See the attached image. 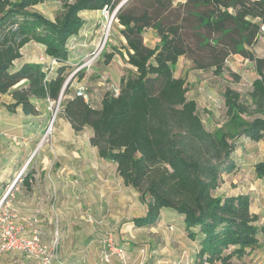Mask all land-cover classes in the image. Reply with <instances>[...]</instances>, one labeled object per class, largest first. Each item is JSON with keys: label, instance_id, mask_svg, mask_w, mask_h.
<instances>
[{"label": "trees", "instance_id": "obj_1", "mask_svg": "<svg viewBox=\"0 0 264 264\" xmlns=\"http://www.w3.org/2000/svg\"><path fill=\"white\" fill-rule=\"evenodd\" d=\"M45 1L0 0V106L37 116L36 101H60L75 131L93 129L91 144L117 164L124 184L147 204L146 215L134 220L137 226L155 225L164 208L184 216L188 237L199 241L194 264H232L234 257L260 248L264 221L252 211L250 194L217 192L224 174L237 169L238 140L264 138V56L252 49L264 25V0H186L177 6L174 0H127L116 14L126 41L105 51L104 62L120 55L129 66L118 93L106 91L99 106L72 94L70 86L61 95L69 41L86 23L82 11L107 8L112 13L123 0H59L54 18L34 8ZM148 28L158 35L155 46L145 43ZM31 42L57 60L51 74L43 62L16 65ZM233 54L254 62L256 76L246 96L226 87L225 120L211 130L198 102L188 96L186 77L175 76V66L187 55L197 68L222 74ZM84 71L75 76L82 79ZM4 95L11 100H2ZM254 168L264 179V158Z\"/></svg>", "mask_w": 264, "mask_h": 264}, {"label": "crops", "instance_id": "obj_2", "mask_svg": "<svg viewBox=\"0 0 264 264\" xmlns=\"http://www.w3.org/2000/svg\"><path fill=\"white\" fill-rule=\"evenodd\" d=\"M185 1L181 0L182 3ZM97 11L100 12L101 10ZM146 30L155 32L152 28ZM146 30L144 36H146ZM262 37H264V30L261 31L258 40ZM144 38L146 39L145 43L151 46L147 43V38ZM121 39L126 41L124 36H121ZM27 45L23 47V50ZM23 50L22 53L24 54ZM45 57L48 58L49 56L45 54ZM116 58L117 56L112 61ZM28 61L40 62L37 59L22 56L16 61V65L20 66ZM110 63L105 64L109 65ZM4 97L9 98L5 101L11 100L9 95H4L2 100ZM42 101H36V103L40 106ZM39 108L41 114L37 116L26 115L21 109H18L17 112H10L4 107L0 108L1 113L6 114L5 116L9 119L4 124L2 131L11 132L13 135L20 133L22 136L24 132L23 134L18 132L21 129V131L30 132L36 123L34 118L43 116L42 107ZM63 119L64 128L59 130L60 132L69 133L72 130L80 135L78 139H72L73 149L71 151L57 147L54 152L59 162L57 167L53 166L51 160L52 153L50 152H53V149L52 151H44L42 156L38 155V157L36 154H31L29 149L20 150L12 163L6 165L5 174L0 180L3 186L16 184V190L13 193L15 197L11 204L12 209L18 215V221L24 226V234L29 237L37 234L42 242L48 244L58 238L61 253L59 252V261H55L53 264H99V227L88 224L86 218L88 212H91L96 218L107 216L106 221L111 223L114 221L115 225H119L121 216L131 217L138 235H135L131 228L130 234L123 233L121 235L124 242L132 244L131 237L135 236L151 242L154 246L156 242L161 241L163 243V245L160 244L161 248L159 247L161 250L152 251V254L155 255H149V258L159 259L162 257V260L159 259V261L167 264H194L198 256L199 241L188 237L184 216L169 208H164L155 225L137 226L134 221L135 218L145 216L147 213V204L141 200L140 193H136L133 187L124 184L123 179L118 175L115 162L99 155L98 148L90 142L93 135V129L90 126L85 127L82 131H75L65 116ZM82 133L85 134L82 135ZM259 141H264V138ZM254 165L255 176L253 180L255 182L264 181L263 178L257 177ZM25 167V175L17 179L16 175L21 173ZM223 177L225 181L218 189L217 194H250L252 211L260 214L264 221L263 190L254 189L256 186L241 189V184L233 185L230 183L228 185L225 175ZM242 180H244V184L249 182L245 178ZM234 182H238V179H234ZM226 184L227 188L224 189ZM251 184H253L252 181ZM137 207L141 209L140 214L136 213ZM127 230L128 228H121L120 232ZM144 231L153 233L145 238L146 236L140 234ZM154 233L158 237L156 241ZM261 242H263L262 246L264 247V236L261 238ZM130 261L136 264L132 259ZM38 263L36 259L31 258L21 250H12L0 255V264Z\"/></svg>", "mask_w": 264, "mask_h": 264}, {"label": "rangeland", "instance_id": "obj_3", "mask_svg": "<svg viewBox=\"0 0 264 264\" xmlns=\"http://www.w3.org/2000/svg\"><path fill=\"white\" fill-rule=\"evenodd\" d=\"M173 3L177 6L182 2L181 0H174ZM34 8L48 17L54 18L61 9V3L59 0H46L45 2L36 5ZM112 14L113 12L105 13L103 10L100 12L97 10L83 11L81 15L86 19V23L78 36L72 37L69 41L71 57L66 71L67 78L80 69L85 70V76L82 79H78L75 75L72 78L71 83L69 84L71 93L77 94L79 89H85L90 97L89 102L94 106L100 105L101 99L106 91L119 88L120 77L123 74L125 67L129 66L120 55H116L117 58L109 65L104 63L105 51H112L115 47H120L122 43L121 27L118 24V19L115 17L110 24ZM152 31L153 30H146V36L144 37L147 38L148 44L155 46L158 42V35L156 32ZM190 42L196 47L197 37L192 36ZM252 49L257 55L264 56V37L260 38L255 45L252 46ZM23 51V56L25 58L37 59L46 64L53 62L50 56L48 58L45 57L44 47L41 44L31 42ZM242 57L243 56L240 54L231 55L225 63V69L222 74H216L214 68L210 67L203 69L197 68L187 55H182L175 66V76L186 77L189 88L188 96L198 102L200 115L208 129L213 130L221 126L225 120L226 106L223 93L227 86H231L240 91L244 96H246L251 89L252 81L256 76L255 64L251 60ZM236 75H238L239 78H237ZM68 96L69 95H66L65 97ZM8 99V97H4V100ZM40 106L42 107L43 116L37 119L34 118L36 123L32 126L33 128L30 132H27L26 130L21 131L22 129L18 131L21 132V134L24 132L23 136L20 135V133L13 135L11 132L2 131L4 124L7 123L9 119L5 116L6 114L1 113L0 111V180L5 174L6 165L12 163V160L20 150L24 151L25 149H29L31 154H36L37 156H35L38 157V155L42 156L44 151H52L53 149L54 151L50 152L52 153L51 160L53 161V166L57 167V163L59 162L54 154L57 147H63L70 151L73 149L72 139H78L80 134L72 130H70L69 133H62L59 131L64 128V119L59 101H55L53 104H50L49 101H42L40 102ZM0 108H2V106H0ZM85 133H82V135ZM233 158L235 159L238 168L232 173H229L230 175L227 173L224 174L228 181L227 184H241V189H249L256 186L254 189H262L264 192V181L255 182L253 180L255 176L253 165L256 161L264 158V141H254L248 137H241L237 142V148L233 153ZM25 170L26 167L21 173L16 175L17 179H20V177L25 175ZM244 178L249 182L244 184V180H242ZM234 179H238V182H234ZM251 181L253 184H251ZM227 184L224 185V189L227 188ZM14 186L13 184L3 186L0 182V204L3 201L4 204L9 201L10 207L12 208L11 203L15 197L13 193L16 190V186ZM136 193L139 192L136 191ZM5 196L6 199L4 200ZM88 213L91 214V212ZM136 213H141L139 207L136 208ZM93 217L97 220V222L94 223V226L99 227V264H133L130 259L136 264H139V261L142 258L141 250L143 248L148 247L147 249L150 256L155 255L152 254V251L161 250L159 249L160 244L163 245L161 241L156 242L154 246L151 242L141 240L138 236L131 237L132 244L122 240L121 235L123 233L130 234L129 232H131V228L133 229V233L135 235L137 234L136 227L131 221V217L125 218L121 216L119 225H115L114 221H112V223L107 222V216L96 218L93 215ZM87 222L89 225H93V223H90L89 221ZM121 228H128V230L126 232H120ZM152 233L153 232L150 231H144L143 233L140 232L141 235L146 236L145 238ZM154 235L156 241V238L158 237L156 236V233H154ZM108 238H110L115 245L127 250L128 258L126 263L121 261L116 254L110 262H104L101 259V239ZM149 255L145 264H167L159 261V259L162 260V257L159 259H151L149 258ZM58 256H60L59 253ZM232 264H264V247L262 246L250 255H245L242 258L234 257Z\"/></svg>", "mask_w": 264, "mask_h": 264}, {"label": "built area", "instance_id": "obj_4", "mask_svg": "<svg viewBox=\"0 0 264 264\" xmlns=\"http://www.w3.org/2000/svg\"><path fill=\"white\" fill-rule=\"evenodd\" d=\"M105 13H109V9H103ZM264 30V25L262 26ZM53 62L47 64L49 67V74H51L56 65L57 60L52 58ZM117 93L119 89H114ZM77 94L84 97L89 102V96L85 89H79ZM50 104H53L55 100H48ZM60 103V101H59ZM6 196L4 197V200ZM4 202V201H3ZM0 204V255L4 252L12 250H21L27 253L29 256L35 258L41 264H53L56 260L59 261V248L60 243L56 238L52 243L48 244L42 242L40 237L35 234L33 237L26 236L24 234V226L18 221L17 213L12 210L10 203L7 201ZM87 221L90 223H96L97 220L91 214H87ZM111 238V237H110ZM108 239H101L102 250L101 259L104 262H110L113 256L116 254L118 258L124 263L127 262L128 252L125 248L115 245V243ZM142 258L139 264H145L149 255L148 250L143 248L141 250Z\"/></svg>", "mask_w": 264, "mask_h": 264}, {"label": "water", "instance_id": "obj_5", "mask_svg": "<svg viewBox=\"0 0 264 264\" xmlns=\"http://www.w3.org/2000/svg\"><path fill=\"white\" fill-rule=\"evenodd\" d=\"M127 0H123L117 7H116V9L114 10V12H113V14H112V16H111V22H113V20L115 19V17H116V14H117V12H118V10L120 9V7L126 2ZM76 73H74L72 76H70L69 78H67V80L65 81V84H64V86H63V89H62V96L64 95V92H65V90H66V88L69 86V84L71 83V80H72V78L74 77V75H75ZM15 185V183L13 184V186Z\"/></svg>", "mask_w": 264, "mask_h": 264}, {"label": "bare ground", "instance_id": "obj_6", "mask_svg": "<svg viewBox=\"0 0 264 264\" xmlns=\"http://www.w3.org/2000/svg\"><path fill=\"white\" fill-rule=\"evenodd\" d=\"M112 22L110 21V24H111Z\"/></svg>", "mask_w": 264, "mask_h": 264}]
</instances>
